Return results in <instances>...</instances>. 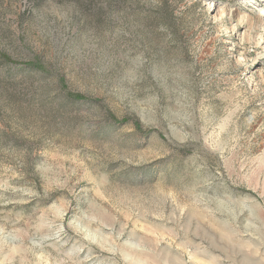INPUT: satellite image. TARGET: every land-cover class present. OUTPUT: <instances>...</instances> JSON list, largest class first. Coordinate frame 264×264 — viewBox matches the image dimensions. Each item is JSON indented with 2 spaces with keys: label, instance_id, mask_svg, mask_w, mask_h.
Instances as JSON below:
<instances>
[{
  "label": "rangeland",
  "instance_id": "obj_1",
  "mask_svg": "<svg viewBox=\"0 0 264 264\" xmlns=\"http://www.w3.org/2000/svg\"><path fill=\"white\" fill-rule=\"evenodd\" d=\"M0 264H264V0H0Z\"/></svg>",
  "mask_w": 264,
  "mask_h": 264
},
{
  "label": "trees",
  "instance_id": "obj_2",
  "mask_svg": "<svg viewBox=\"0 0 264 264\" xmlns=\"http://www.w3.org/2000/svg\"><path fill=\"white\" fill-rule=\"evenodd\" d=\"M0 58H1V60L3 59V60L6 61V62L8 61V60L5 58V56H1Z\"/></svg>",
  "mask_w": 264,
  "mask_h": 264
}]
</instances>
